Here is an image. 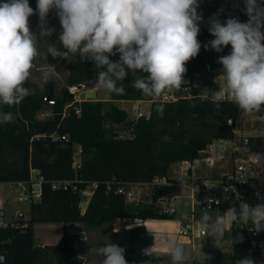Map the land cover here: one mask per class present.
Masks as SVG:
<instances>
[{"label":"trees","instance_id":"1","mask_svg":"<svg viewBox=\"0 0 264 264\" xmlns=\"http://www.w3.org/2000/svg\"><path fill=\"white\" fill-rule=\"evenodd\" d=\"M29 3L36 6V0H29ZM242 7V4L238 7L235 0H203L198 9L204 18L198 36L201 44L213 39L207 30L210 17L219 16L223 22L232 16L246 22ZM229 51L230 46L222 53L210 48L205 50L202 46L198 56L187 63L185 78H193L200 70L222 68L217 63L218 57ZM110 59L116 61L119 57ZM98 71L84 68L80 75L89 85H95ZM132 79L129 74L124 81V94L109 93L110 101L151 100L131 86ZM76 80L80 77L70 81ZM202 97L196 95L173 102L153 100L150 116H143L136 122L128 121L127 111L114 103L104 112L105 102L109 100H84L80 102L79 114L71 106L63 115L66 103L74 99L69 91H65L61 101L50 103L53 107L51 118L39 120L37 112L46 102L34 94L26 97L19 106L21 115L16 122L0 125V182L30 181L32 170L36 169L38 178L43 180L42 194L39 200L31 201L27 220H18L19 226L0 227V256L3 257L0 264H73L76 250L67 230L64 229L54 243L36 245L33 228L36 222L102 223L118 221L125 216L173 218V215L158 213L151 204H127L115 188L118 181L150 182L155 176H169L172 164L200 159L202 151L215 139L232 135L226 119L237 116L236 106L225 102L217 108ZM157 103L165 105L163 117L156 111ZM107 120L112 123L109 130L104 127ZM129 123L131 137L119 138L120 130L114 125ZM54 133L67 135L69 139H54L51 136ZM74 143L81 147L79 168L73 167ZM59 180H74L77 190L53 188V181ZM94 181L98 182V187L82 211L81 190ZM176 189L175 185L155 187L153 198ZM241 231L246 235L244 230L233 228L232 239ZM251 236L257 245L264 241V231L251 232ZM110 239L125 248L128 264L162 259L161 256L141 254L143 248L153 243V235L144 224L130 228L123 226L112 231ZM252 240L232 245L227 257L233 263L243 256L251 257L254 252ZM217 253L219 257L223 256L222 252Z\"/></svg>","mask_w":264,"mask_h":264},{"label":"clouds","instance_id":"2","mask_svg":"<svg viewBox=\"0 0 264 264\" xmlns=\"http://www.w3.org/2000/svg\"><path fill=\"white\" fill-rule=\"evenodd\" d=\"M202 2L36 0L33 9L29 0H0V125L15 123L21 115L19 106L31 94L26 84L32 78L39 55L38 39L56 32L48 24L50 13L58 17V41L63 50L48 42L47 57L67 59L72 55L83 62H94L99 70L95 81L98 89L124 94V81L131 74L134 89L144 97L159 100L167 91L181 90L187 63L198 56L202 46L216 53L230 46L229 53L217 60L222 66L219 76L225 86L211 90L202 99L217 108L230 102L244 116L264 112V0H235L238 7L243 5L246 22L232 16L223 22L219 16L210 17L207 30L213 39L205 45L198 39L203 22L198 9ZM33 15L38 16V32L31 28ZM117 55L118 60L110 59ZM54 69L49 64L42 71V79L48 81ZM155 107L163 117L165 105L157 103ZM232 191L239 200L238 207L233 201L226 211L215 216L205 211L195 220L200 230L215 241L223 240L234 226L248 227L257 234L264 231V203L250 205L234 188ZM243 240V235L237 233L229 242L234 246ZM202 241L198 245L199 253L194 255L168 233L157 232L153 243L143 248L141 254L162 253L166 264H204L212 257L203 252ZM98 254L103 258L101 264H128L125 248L115 242L100 247ZM200 254L203 260L198 259ZM237 264H256V261L243 256Z\"/></svg>","mask_w":264,"mask_h":264},{"label":"rangeland","instance_id":"3","mask_svg":"<svg viewBox=\"0 0 264 264\" xmlns=\"http://www.w3.org/2000/svg\"><path fill=\"white\" fill-rule=\"evenodd\" d=\"M35 9V6L30 5ZM31 28L33 31H37L38 25V16L33 15L30 18ZM48 24L51 27L56 29V32L53 33L50 37L44 39H38L37 48L39 49V55L35 60V67L32 70V78L29 80L28 88L31 90V94L37 95L41 98H45L50 91V88H53V99L63 98L65 91H69L72 94V97L75 99L77 97L84 100H102L106 101L104 106V112L108 111L111 104L114 103L119 107L125 109L128 113V117L131 115L132 103L128 100H115L110 101L109 93L98 89L95 85H88L87 87H80L79 89L72 90L73 86L83 85L85 82V77L81 76L80 73L84 68L95 69L94 62L87 61L83 62L77 56L70 55L67 59L53 58L51 55L47 57L46 50L49 43H56L58 47L63 50L62 45L59 44L58 35L60 32V25L58 17L55 16V13H50L48 17ZM55 66L54 73L48 81L42 79V71L47 69L48 65ZM80 77V80L71 82V79H76ZM71 102V101H70ZM70 102H67L66 105ZM76 106H80V103H74ZM65 105V106H66ZM150 103L144 101L141 103L142 109L145 111L149 110ZM70 108V107H69ZM69 110V109H68ZM53 116V107L50 103L46 102L42 108L37 112V118L39 120H45ZM244 120L250 121L254 117V114L244 116ZM128 120V119H127ZM109 120L105 121L104 127L109 130L111 126ZM118 126L121 132L125 133L127 136L131 133V123L124 126L123 124H115ZM216 144L214 150V155L217 158H220L215 166L217 172L226 163L228 158V145H223L222 147ZM75 148L78 145H74ZM204 153L202 152L201 157ZM193 164V162H192ZM191 165L188 163H174L172 164L169 176L174 178L179 182L180 185L177 187V193H181L182 197L177 202V211L173 215V218L163 219L158 218L159 220H147L145 226L149 232L154 236L157 232H165L171 235L177 240L178 243H181L185 247L189 248L194 255L199 253L198 245L202 241L203 252L212 257L211 260H205L204 264H237L233 263L227 255L231 251L232 244L229 242L232 239V230L235 226L226 233L225 237L221 241H215L213 238L207 237L206 235H200L199 226L195 223V220L198 219L205 211L210 215L215 216L220 212L226 211V207H212V206H196L193 207L190 202L189 197L190 190L188 188L189 182H191ZM189 169V170H188ZM214 169L209 166L203 159H198L194 162V176H211ZM264 187V183L262 184ZM21 188L15 184H7L0 182V198H4L7 201V207L5 208V217L6 219H11L8 221H17L18 220H27L29 218V207L31 201L29 200H19L17 199L18 193ZM146 190V187L143 188ZM143 196H145V193ZM92 192L89 188L86 192H81L80 206L82 211H84L88 205L89 200L91 199ZM146 198V196H145ZM257 201L264 203V189L256 196ZM190 201V202H188ZM151 206L157 210L156 205L152 199L148 201ZM131 205V204H130ZM158 212V210H157ZM159 213V212H158ZM183 217H190L194 221V230L191 236H181L178 232L179 230V219ZM124 225L120 221L113 222H102V223H90L87 221L83 222H73V223H55V222H36L33 224L34 228V242L35 244H45L53 243L57 240L61 233H63V228L67 230L69 235L70 242L74 245L76 254L73 261V264H101L102 256L98 254V249L104 246L107 243H111L110 234L112 231H116ZM215 244V246H214ZM194 247L195 250L192 249ZM218 251L223 253L222 257L218 256ZM162 253L159 255L162 257ZM157 256V255H153ZM199 260H203L204 257L202 254L198 256ZM131 264H166V261L161 259L158 261H146V262H131Z\"/></svg>","mask_w":264,"mask_h":264},{"label":"built area","instance_id":"4","mask_svg":"<svg viewBox=\"0 0 264 264\" xmlns=\"http://www.w3.org/2000/svg\"><path fill=\"white\" fill-rule=\"evenodd\" d=\"M204 21V18H203ZM221 68L200 70L195 74L193 78H185L181 90L179 91H167L159 101L173 102L181 98L192 96H205L209 95L211 90L224 87L225 82L221 76ZM157 100L152 98L149 101ZM82 98L77 97L68 103L63 111V115L68 113L69 107L73 106L76 113H80L79 106L74 103L81 102ZM132 103L131 115L127 118L130 122H136L139 118L150 116V109L145 111L141 107V100H130ZM231 121V123H229ZM227 124L231 126L232 135L229 137H222L215 139L208 147L203 150V159L214 171L211 176H200L194 178L188 184L190 190L189 197L191 199L190 204L193 207L196 206H212V207H226L232 206L233 201H236L238 207L239 200L236 199L235 192L232 188L241 194L244 202L250 205L260 203L257 201L256 196L262 190L264 183V112L254 114V117L248 120H244L242 114L238 111L237 116L228 117L226 119ZM131 133L127 136L123 132H119V138L131 137ZM54 139L68 140L67 135L51 134ZM219 147L228 145V158L226 163L217 172L215 166L220 158L215 157L214 150L216 144ZM76 143H74L75 145ZM77 148L74 146L73 151V167L79 168L81 166V147L79 144ZM198 160V159H197ZM246 181V182H240ZM42 179L30 181H18L14 182L19 186L21 190L18 193L17 199L37 201L42 194ZM166 185H180L178 181L174 180L170 176L162 175L155 176L150 182H131V181H118L115 188V192L123 196L127 204H139L149 203V199H152L156 205L157 210L163 215H174L177 211V202L182 197L181 193H177V189L174 192L163 193L153 198V191L155 187H162ZM98 187V182L94 181L87 186L86 189L81 192H86L91 188V192ZM146 187V190L143 188ZM232 187V188H231ZM53 188H62L67 190L72 188L77 190V185L74 180H59L53 181ZM145 193V196H143ZM227 197V198H226ZM211 200L212 202H210ZM220 203L217 204L216 201ZM147 220H153L150 218H143L140 216H125L120 221L124 227L130 228L136 225L145 224ZM19 226L17 221H8L3 211L0 210V227ZM179 234L187 237L191 236L194 230V221L190 217H183L179 219ZM251 227V226H249ZM246 232V235L241 231L244 240L251 239V232L248 227L239 228ZM200 235H205L199 228ZM232 240V239H231ZM254 252L251 255L256 261V264H264V241H261L258 245L252 240ZM193 250L194 247H192ZM2 257V256H0Z\"/></svg>","mask_w":264,"mask_h":264},{"label":"crops","instance_id":"5","mask_svg":"<svg viewBox=\"0 0 264 264\" xmlns=\"http://www.w3.org/2000/svg\"><path fill=\"white\" fill-rule=\"evenodd\" d=\"M144 101H148L149 103H150V106H151V101H149V100H141V102H140V104L141 103H143ZM131 102V101H130ZM150 106H149V109H150ZM196 161V160H195ZM195 161H193V164H192V162H183V163H188L189 165H191V175H190V177L192 176V179H194V178H197V177H200V176H194V162ZM189 170V169H188ZM32 179L33 180H38L39 178H38V170H36V169H33L32 170ZM174 179V178H173ZM175 180V179H174ZM4 183H7V184H14V182H4ZM264 188H262V190H263ZM7 201L4 199V198H0V210L1 211H3L4 212V214H5V208L7 207ZM13 218V215H12V217H11V219ZM11 219H8V220H11ZM153 220H159V219H153ZM63 230H64V228H63ZM149 232V231H148ZM150 234H151V232H149ZM62 235V233L60 234V236ZM59 236V237H60ZM59 237L57 238V240L59 239ZM56 240V241H57ZM55 241V242H56ZM54 243V242H53ZM45 244H47V243H45ZM36 245H43V244H36ZM2 259H3V257H0V262L2 261ZM86 264V263H85Z\"/></svg>","mask_w":264,"mask_h":264},{"label":"water","instance_id":"6","mask_svg":"<svg viewBox=\"0 0 264 264\" xmlns=\"http://www.w3.org/2000/svg\"><path fill=\"white\" fill-rule=\"evenodd\" d=\"M88 85H89V83H85L83 85L73 86L71 89L74 91L76 89H79L80 87H87ZM61 100H62V98L53 99V88L52 87L50 88L49 94L44 98L45 102H48V103H51V104L57 103V102H59Z\"/></svg>","mask_w":264,"mask_h":264}]
</instances>
